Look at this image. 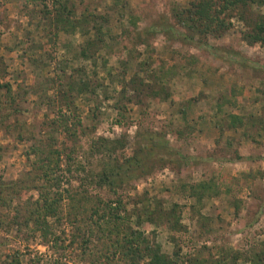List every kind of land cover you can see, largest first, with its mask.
<instances>
[{"label":"rangeland","instance_id":"1","mask_svg":"<svg viewBox=\"0 0 264 264\" xmlns=\"http://www.w3.org/2000/svg\"><path fill=\"white\" fill-rule=\"evenodd\" d=\"M57 1L72 9L68 29L58 35L52 13L45 16L42 9L43 2L51 8L56 0H0V83L25 98L19 113L0 125V180L24 178L35 159L32 145L51 142L63 156L71 152L82 162L84 170L71 180L79 196L74 209L64 197L61 218H48L52 233L45 238L31 225L13 224L16 208L23 209L38 192L29 189L12 199L4 193L0 264H124L117 257L84 256L80 242L71 243L90 224L76 202L83 195L92 200L85 206L96 196L115 198L92 175L109 156H131L153 142L176 148L186 161L159 165L118 188L128 210L141 212L147 202L151 208L178 204L183 227L176 240L183 253L195 257L238 252L245 259L251 250H264V43L242 37L264 9L253 7L246 20L234 14L220 36L197 34L194 43L178 37L185 29L174 16L192 0ZM168 24L175 31L166 35L160 26ZM86 40L93 58L79 54ZM144 60L148 66L140 65ZM75 67L85 69L91 91L62 101L59 87ZM48 88L50 105L42 101ZM4 91L0 88V94ZM57 114L78 126L76 139L57 131L60 127L51 123ZM230 114L242 118L237 128L221 121ZM98 137L110 141L98 145ZM201 180L217 189L197 204L189 185ZM141 225L152 242L171 253L165 223ZM97 236L91 245L98 244Z\"/></svg>","mask_w":264,"mask_h":264},{"label":"trees","instance_id":"2","mask_svg":"<svg viewBox=\"0 0 264 264\" xmlns=\"http://www.w3.org/2000/svg\"><path fill=\"white\" fill-rule=\"evenodd\" d=\"M42 4L45 16L52 13V22L56 35H58L59 31H66L68 29L66 26L70 23L69 17L72 9H67L65 3L57 0L51 8L44 2ZM253 7L264 9V0H192L187 6L179 8L174 13L177 22L185 29L183 33L180 30L178 31V37L198 43L195 38L197 34L220 36L228 29L230 25L229 19L234 14L238 18L246 20ZM132 23L134 24V22ZM75 24L77 25L78 21ZM160 27L166 35L169 34L170 29L175 31L170 24L167 27ZM93 28L99 36L98 40L102 41L100 39V25L95 24ZM242 37L250 44L264 43V14L257 15L251 21L249 30L243 32ZM90 43V41L86 40V45L79 50L80 56L84 59L94 57V53H90L91 50L88 51ZM199 45L207 44L201 42ZM140 65L148 66L149 61L144 60ZM67 79V83L62 84L58 90L62 101H68L69 98H75L78 94L91 91V81L86 77L85 69L81 67L73 68ZM131 81L133 82L134 80L132 79ZM0 88L5 89L0 94V125H2L8 120L9 115H17L19 113L22 101L25 98H20L9 83H0ZM47 90L49 88L45 91L43 90L44 92L42 91L47 97L42 98V101L50 105L51 96L47 95ZM33 91L25 90L24 93H32ZM94 91L92 89V93H95ZM34 93L41 99V93L37 90ZM64 115L57 114L51 120V123L53 125L56 123L60 127L57 131L59 133L61 131L72 141L77 138L76 127L78 126L72 127L68 118H65ZM223 117L221 121L225 122L228 119L226 123L231 128H237L243 122L242 118L236 114ZM57 131L56 133H58ZM22 136L23 134L20 132V137ZM108 141L110 140L98 137L96 142L98 145L102 144L104 146ZM41 143L31 147V154L35 156V159L30 163L31 169L26 172L24 178L8 181L0 180V203L2 205L6 203V198L3 197L4 193H10L12 199L13 195H18L19 197L23 191L36 190L38 192L36 199H31L23 209L16 208L13 224L16 222L20 227L28 228L31 225L33 228L32 232L40 231L43 237L46 238L52 233V225H50L48 218L52 217L55 220H60V209L64 197L71 200L70 205L72 207L74 205L73 202L77 199L75 196H79L78 189L74 188L71 182L76 179L73 174L84 170V166L71 152L63 156V152L55 147L54 143ZM113 150L114 148H112ZM236 156L238 159L243 158L238 152ZM109 157L92 175L91 179L98 187L107 188L116 197L105 199L101 196H96L91 205L85 206L92 200L87 202L88 196L83 195L76 202L79 205L82 204L81 213L87 212L89 217L87 218L90 220L89 227L85 230L83 228L82 233L77 231L73 236V240H71V243H74V241L80 242V248L84 256L88 253L90 256L104 257L107 261L117 257L124 264H264V250H251L248 254L249 258L245 259L243 257L246 255L238 252L230 254V257L225 255L220 258L211 256L212 259H202L201 257H195L194 254L183 253L181 244L176 240L177 237H181L183 227L178 214V204L176 203L167 208L162 204L151 208L147 202L141 208V212L130 211L126 208L125 201H123L124 195H117V189H123L128 180L148 174L159 165L162 166L174 161H186L176 148L167 145V143L161 145L158 142H153L149 145L141 146L131 156L122 158L117 156ZM62 165H64V168H61ZM72 178L74 179L72 180ZM64 182L68 183L66 187H64ZM189 188L190 197L194 198L197 204H201L204 197L211 196L217 189L213 182L209 183L206 180L189 185ZM144 222L157 224L162 222L167 225L170 232L169 241L174 244L171 253L163 251L158 243L152 242L145 235V231L140 228ZM94 233L99 235L96 238L97 245H91ZM261 244L263 245L264 242ZM242 260L243 263H240Z\"/></svg>","mask_w":264,"mask_h":264}]
</instances>
